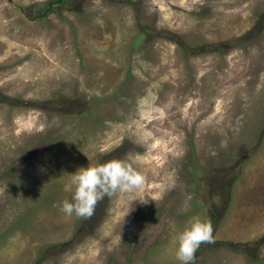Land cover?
Returning a JSON list of instances; mask_svg holds the SVG:
<instances>
[{
  "label": "rangeland",
  "instance_id": "rangeland-1",
  "mask_svg": "<svg viewBox=\"0 0 264 264\" xmlns=\"http://www.w3.org/2000/svg\"><path fill=\"white\" fill-rule=\"evenodd\" d=\"M51 1L0 0V264H177L193 215L195 264H264V0ZM112 160L143 186L65 217L70 175Z\"/></svg>",
  "mask_w": 264,
  "mask_h": 264
},
{
  "label": "clouds",
  "instance_id": "clouds-1",
  "mask_svg": "<svg viewBox=\"0 0 264 264\" xmlns=\"http://www.w3.org/2000/svg\"><path fill=\"white\" fill-rule=\"evenodd\" d=\"M70 176L71 182L64 191L71 194V199L66 198L58 205L59 211L68 218H90L98 202L118 194L131 193L140 189L145 182V177L130 160H112L96 166L89 164ZM212 241L211 221L193 215L173 238L177 264H195V254L200 246Z\"/></svg>",
  "mask_w": 264,
  "mask_h": 264
},
{
  "label": "trees",
  "instance_id": "trees-1",
  "mask_svg": "<svg viewBox=\"0 0 264 264\" xmlns=\"http://www.w3.org/2000/svg\"><path fill=\"white\" fill-rule=\"evenodd\" d=\"M67 1L69 0H52L51 2H49V6L48 9L46 10V12H50L54 9L55 5H63L65 4ZM45 14H36L34 17H32V20H38L41 19L42 17H44ZM259 30V32L264 31V14H263V20L259 22V25L254 27L253 31ZM149 32L153 35H158L160 37H164L167 40L177 43L178 45L181 46L182 50H185L186 52H189L190 54H203L205 52H214V53H226L228 50L234 49L237 46H239L240 44H247L246 42H248V39L250 38V34L244 35L241 38H237V39H233L227 42H223V43H219V44H208V45H202V46H198V47H194L191 48L190 46H187L183 43V41L176 35L169 33V32H156L154 30H149ZM0 102L2 104H6L9 106H17L19 105L18 102H16L15 99H12L10 97H6L0 94ZM239 172H235V175L233 176L234 178H232V180H234L236 178V175ZM231 180V181H232ZM97 206V205H96ZM96 214V208L94 211V214L90 217L86 219V224H89L92 219L96 218L95 217ZM213 218H217V214L213 212ZM202 246V245H201ZM49 247H46L42 250V254H46L49 253L51 251H53L54 246H50V249H48Z\"/></svg>",
  "mask_w": 264,
  "mask_h": 264
}]
</instances>
